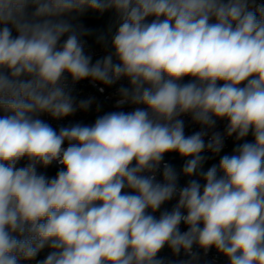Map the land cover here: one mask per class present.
Masks as SVG:
<instances>
[{
    "label": "clouds",
    "instance_id": "obj_1",
    "mask_svg": "<svg viewBox=\"0 0 264 264\" xmlns=\"http://www.w3.org/2000/svg\"><path fill=\"white\" fill-rule=\"evenodd\" d=\"M88 10L114 20L94 34L64 19ZM92 35L110 49L94 63L85 50ZM69 77L126 79L117 107H143L57 131L40 117L93 102H77ZM0 111V264L33 261L46 247L37 264H163L165 246L192 259L196 246L228 264H264V4L0 0ZM185 115L201 130L185 135ZM218 120L224 134L209 136ZM233 136L245 142L204 171L202 153L219 154ZM170 153L204 183L178 187L168 164L158 182ZM54 162V177L38 171Z\"/></svg>",
    "mask_w": 264,
    "mask_h": 264
},
{
    "label": "built area",
    "instance_id": "obj_2",
    "mask_svg": "<svg viewBox=\"0 0 264 264\" xmlns=\"http://www.w3.org/2000/svg\"><path fill=\"white\" fill-rule=\"evenodd\" d=\"M257 4H264V0H256ZM86 53L92 56V60H97L103 58L108 54L110 49H105L104 47H93L86 40L85 44ZM189 78H185V82H188ZM69 88L72 91V94L76 97L77 102L79 100H86L91 98L92 104L88 110H77L74 114L62 118V119H53L51 116L45 114L40 118L46 123L50 124L51 127L57 131L61 127H70L76 124L81 125H92L97 117L102 116L106 113L114 112V111H123V112H131L136 107H143L142 105H131L125 104L123 106L117 107L116 101L118 97V89L121 86H128V81L126 79H121L116 84L112 86H104L99 83H93L92 81L85 79L75 83L74 85L71 83V78H68ZM103 88V91L100 89ZM4 115L2 111H0V116ZM184 121L185 125V135H191L197 131L201 130V126L192 121L191 117L188 115L180 117ZM227 125V121L218 120L216 123V127L212 130H209V136L212 132H219L222 135L224 134L225 128ZM208 137H205V142H207ZM253 137L249 134L248 137L245 138V141L252 142ZM245 141H236L235 136L233 137H225L224 146L219 154H213L210 151H205L202 155L205 157L204 161L213 160L221 158L223 155H231L233 154L234 148L238 146V144L243 143ZM67 147V142L64 145ZM185 163V158L180 157L176 153L165 154L164 160L160 165L159 171L156 173V180L158 182H163L162 172L164 164L170 165L178 175V187H184L188 183L190 179H197L201 184L204 183L201 177L194 175L192 177L185 176L182 172L183 165ZM25 164V163H24ZM22 164L21 166H23ZM60 165L58 163H53L47 168L38 167V171L45 174L49 178H52L56 175V173L60 170ZM178 197L173 200L166 202L162 205L161 209L155 213L158 217L161 211L171 210L172 207L177 203ZM181 231H186V227L181 224ZM50 249L47 247L42 250L35 260L24 262L21 264H37V261L43 260L48 255ZM193 252L198 253L196 259H192L190 255L184 253L181 250L179 255H174L172 251L165 246L164 249L158 253V258L163 262V264H228V260L222 254L218 253L215 248H212L208 251L207 254L203 252V250L198 247H193Z\"/></svg>",
    "mask_w": 264,
    "mask_h": 264
},
{
    "label": "trees",
    "instance_id": "obj_3",
    "mask_svg": "<svg viewBox=\"0 0 264 264\" xmlns=\"http://www.w3.org/2000/svg\"><path fill=\"white\" fill-rule=\"evenodd\" d=\"M32 11V9H29ZM64 19L69 20L71 23L77 26H83L84 29L91 31L92 33H97L100 31H105L109 24H111L114 20V12L106 11L103 14L98 12H93L91 10L86 11L82 15H78L76 13H72ZM93 47H102L101 45L96 43L95 35L88 36L85 38ZM26 163V161H21L20 165Z\"/></svg>",
    "mask_w": 264,
    "mask_h": 264
},
{
    "label": "rangeland",
    "instance_id": "obj_4",
    "mask_svg": "<svg viewBox=\"0 0 264 264\" xmlns=\"http://www.w3.org/2000/svg\"><path fill=\"white\" fill-rule=\"evenodd\" d=\"M95 61H96V59L93 60V63H94ZM219 160H220V158H218V159H213V160H208V161H204V162H203V170L206 171V170H207L209 167H211L212 165H218Z\"/></svg>",
    "mask_w": 264,
    "mask_h": 264
}]
</instances>
